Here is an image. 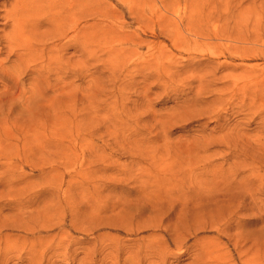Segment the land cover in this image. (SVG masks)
Wrapping results in <instances>:
<instances>
[{
	"label": "rangeland",
	"instance_id": "rangeland-1",
	"mask_svg": "<svg viewBox=\"0 0 264 264\" xmlns=\"http://www.w3.org/2000/svg\"><path fill=\"white\" fill-rule=\"evenodd\" d=\"M37 1L29 53L0 0V264H264V0Z\"/></svg>",
	"mask_w": 264,
	"mask_h": 264
},
{
	"label": "bare ground",
	"instance_id": "bare-ground-1",
	"mask_svg": "<svg viewBox=\"0 0 264 264\" xmlns=\"http://www.w3.org/2000/svg\"><path fill=\"white\" fill-rule=\"evenodd\" d=\"M45 3L47 4V0H45ZM48 13H49V8L45 7L44 8V16H43L42 19L48 17ZM38 14H39V11H38V1L37 0H17V5H15L14 8H13V24H12V28L13 29L11 28L12 29V33H11L12 39H11V41L15 42V44H18V45H16L15 48H17L18 46H20V48L24 47L25 49L30 50L29 53H34L37 50L33 49V45L31 43L32 37L36 38L37 40H39L43 44L47 41V39H39L38 36L37 37L35 36V32H37L36 30H38V26L41 27V25H37V21L38 20L34 21L35 18L38 17ZM41 36H43V35H41ZM12 44H14V43H12ZM13 46H15V45H13ZM15 48H12V49H15ZM2 54H3V52H2ZM33 56L34 55H32L31 57H33ZM150 250H148V251L150 252ZM152 251H154V250H152ZM131 254H130L131 257H132V255L134 256V253L132 255ZM157 254L158 253H156V252H153L151 254L147 253V255H149L148 259H150V257H151V258H153L152 260H155V259L159 260L160 257ZM147 255H144V256H147ZM142 256H143V254H142ZM131 257H129V255H128V260H129V258L131 260L132 259ZM133 258H135V256ZM140 259H141V257H140ZM160 260H162V259H160ZM126 261H127V259H126ZM132 261H133V259H132ZM135 261L137 262V260H135ZM129 262H131V261H129ZM136 262L133 261L130 264H132V263L134 264ZM139 263H140V261L137 262V264H139Z\"/></svg>",
	"mask_w": 264,
	"mask_h": 264
}]
</instances>
